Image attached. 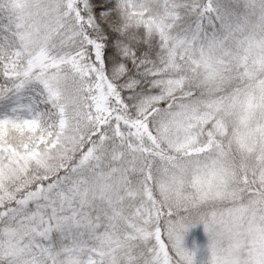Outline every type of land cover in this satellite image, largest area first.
Listing matches in <instances>:
<instances>
[{
  "label": "snow or ice",
  "instance_id": "6c2138e0",
  "mask_svg": "<svg viewBox=\"0 0 264 264\" xmlns=\"http://www.w3.org/2000/svg\"><path fill=\"white\" fill-rule=\"evenodd\" d=\"M0 264H264V0H0Z\"/></svg>",
  "mask_w": 264,
  "mask_h": 264
},
{
  "label": "rangeland",
  "instance_id": "374dc122",
  "mask_svg": "<svg viewBox=\"0 0 264 264\" xmlns=\"http://www.w3.org/2000/svg\"><path fill=\"white\" fill-rule=\"evenodd\" d=\"M206 245H207V236L203 231L202 226H197L194 229H191L185 237V246L189 249H192L194 246L200 249L198 253V261L206 258Z\"/></svg>",
  "mask_w": 264,
  "mask_h": 264
}]
</instances>
